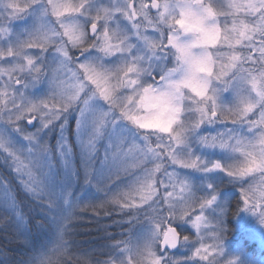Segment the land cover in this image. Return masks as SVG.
<instances>
[{"label": "snow or ice", "instance_id": "6c2138e0", "mask_svg": "<svg viewBox=\"0 0 264 264\" xmlns=\"http://www.w3.org/2000/svg\"><path fill=\"white\" fill-rule=\"evenodd\" d=\"M122 2L123 6L118 5L116 0H109L107 4L104 0H0V40L11 34L16 22L29 16L33 18V27L26 38L15 47L0 50V62L3 65L11 63V66H0V78L7 77L3 81L4 87L0 89V123L25 142L21 148L9 147L0 140V153H3L0 164L5 167V172L0 173V229H4L0 234L8 241L4 247L23 242L17 233L20 229L31 227L29 219L34 209L49 220L58 222L51 246L47 251L33 253L28 264H89L87 260L69 259L72 256L69 248L73 229L68 225L78 219L75 210L80 206L77 202L80 193L74 198L73 188L79 185L81 190L91 187L99 192L102 184H107L114 177L118 179L123 159L128 154L126 149H137L139 141H143V144L137 150L144 155L145 160L150 156L155 164L152 170L146 169V173L159 172L164 166L165 157L175 168L201 170L198 165L205 164L199 158H192L190 163L182 160L177 150L185 141L172 132L166 134L171 137L170 144H157L153 148L143 135L148 131L130 119L128 105L136 93L152 87L149 81L157 78L164 80L166 74L175 69V65L169 67V55H174L183 45L169 42L175 40L174 29L164 33L148 19L152 13H157L163 21L164 12L158 10L161 7L166 9V5H162L161 0ZM249 2L253 5L249 11L254 19L249 23L241 21L240 25L233 23L234 29L243 30L242 39L249 41L246 45L249 51L242 63L252 67L241 69L247 73L245 84L249 95L230 107L220 105L217 97L208 98L212 99L211 110L204 114L203 119L193 122L191 127L194 134L203 124L217 121L246 126L250 137L228 136V139L236 138L233 150L244 157V163L239 168L222 167L219 162H213L202 169L205 172L222 171L231 178L230 182L236 184L254 174L264 173V158L260 156L264 152V87H261L264 82V0ZM194 3L197 0H188L180 13L200 19L191 6ZM198 3L209 9L212 16L218 14L205 5V0H198ZM149 8L151 12L147 11ZM78 17H82L85 22H76ZM141 17L148 20L151 31L160 32L158 39L145 34L149 31L147 25L144 32L140 31L141 25L136 21ZM45 18L50 19L45 22ZM121 19L130 26L129 32L120 29ZM170 21L176 22V17H170ZM30 49H39V55L34 57L28 54ZM49 50L53 53L55 64L44 66L41 63L39 65L43 67L38 66L36 60H42L43 54ZM89 53L95 55H87ZM145 53H159L158 57H154L159 63H153L147 70V79L141 80L138 78L142 71L140 62ZM188 54L191 55L190 52ZM112 57H118L119 62L114 66H106L103 61ZM240 62V54L233 53L225 65L228 71L223 75L227 77L236 63ZM44 68L48 69L47 75L43 73ZM44 79H47L51 89V95L46 99L31 102L25 100L22 93L14 94L20 88ZM229 88L226 83L223 91ZM95 100L102 101L106 110L91 113L89 105ZM70 112L76 113L75 126L71 132L68 130L67 117ZM121 122H126L136 130L133 136L137 139L122 135L123 129L117 127ZM29 126L32 131H28ZM53 133L55 140L50 143ZM199 143L208 148L225 149L227 146V141L217 143L216 136L200 137ZM173 174L175 172L169 173ZM186 185L187 182L182 181L173 187L184 191ZM205 187L209 190L208 195L186 203L179 213L180 222L189 224L198 239L201 228L208 226L204 223V211L216 202V189L211 184ZM139 194V204L122 203L119 198H114L112 203L122 209L138 208L145 204L150 206L153 198L159 194L155 181L141 184ZM171 195L168 193V196ZM240 197L244 209L251 205L255 213L264 211V204L259 201L252 204L247 188L241 189ZM168 207L173 206L169 204ZM58 209L63 210L62 214H58ZM176 215L170 212L169 218ZM260 222L264 224V216H261ZM34 223L38 227H45L43 220H35ZM156 228L159 231L160 225L157 224ZM167 228L170 232L166 230L165 236L158 241L159 249H174L189 239L182 236L173 224ZM114 247L125 253L122 264H133L132 256L127 254L125 241H115ZM208 253V247L200 245L193 256L203 261L208 260ZM9 255L0 251V259L5 264H8ZM148 255L154 257L152 264H165L154 252L150 251ZM108 264H114L111 257ZM175 264L180 262L176 261ZM208 264L215 262L209 260ZM227 264L234 262L228 261Z\"/></svg>", "mask_w": 264, "mask_h": 264}, {"label": "rangeland", "instance_id": "374dc122", "mask_svg": "<svg viewBox=\"0 0 264 264\" xmlns=\"http://www.w3.org/2000/svg\"><path fill=\"white\" fill-rule=\"evenodd\" d=\"M142 0H138V3ZM188 0H161L162 5H166V9L161 7L158 11L164 12L163 21H161L160 16L157 13H153L148 19L151 20L152 25H155L156 29L168 33L173 31L174 41L179 45H186L191 42L188 38L191 34H186L183 30H179L175 27V22L170 21V17H178L180 10L185 6ZM104 3H109V0H104ZM116 3L123 6L122 0H116ZM205 5L210 9L215 10L218 13L212 16V22L220 31V44L208 52L207 49H202L197 52L193 49H188V53L191 55H204L206 52L211 56L213 60L214 68L216 69L213 74L206 77L207 87L205 90V95L199 100H195L190 95L186 93H181V99L179 103L181 105L182 111L178 116V123L175 125L173 134L179 136L185 141L177 150V155L184 160L186 163H190L192 158H199L204 161L205 164L200 163L198 167L201 170L185 169V168H175L166 157L163 160L164 166L160 168L159 172L146 173L147 170H152L155 164L152 162V158L149 156L145 160L144 155L137 149L143 144V141H139L140 144L137 145V149H132L126 151L127 156L124 157L122 166L120 167L119 178H113L107 184L101 185V190L99 192L91 187H85L81 190L80 186L77 185L73 188V197L76 198L77 193L80 195L77 198V202L80 204L76 208V213L82 208H101L105 204L110 207H114L118 213L126 212L130 214V221L128 228H126L122 233V241L127 243L128 255L132 256L133 264H145V260L148 257V253L154 252L165 264H175L179 261L180 264H208L209 260L214 261L215 264H227L228 261H233L234 264H264V224L260 222L261 216L258 213H253L250 209H244L243 202L240 197V192L242 188H247L251 184L264 183V173L254 174L250 177L245 178L240 184L230 182V177H228L224 172L215 170L212 172H205L202 169L213 162H219L222 167L239 168L244 163V157L233 150L236 138L228 139L229 135L232 136H251V133L247 132L246 126L243 125H232L229 123L211 122L203 124L196 132L193 134L191 132V127L193 122L197 119H203L204 114L211 110L212 99L216 98L218 103L225 107H230L235 103H239L240 100L246 99L249 95L247 85L245 80L247 79V73L242 71V68H250L251 65L243 64V58L247 56L249 49L246 45L249 43L247 40L241 39L240 44L237 45L232 37L231 29L233 28V23L240 25L241 20L245 23H249L252 19L251 16H246L243 13H235L233 15H219V13H224L226 8V0H205ZM196 13H201L203 8L193 7ZM31 11V10H30ZM139 11V9H138ZM147 11L151 12V8ZM32 16L27 17L25 20L18 21L12 26L11 34L4 39L0 40V50L6 49L8 47H15L18 43L26 38L28 31L32 29ZM50 18H45V22ZM76 22L84 23L82 17H78ZM141 25L140 31L144 32L145 26L147 25L149 31L146 35L159 38L160 32L151 31V25L148 24V20L141 17L136 21ZM171 23V28L169 24ZM207 24V21H205ZM211 26V25H209ZM119 27L122 31L129 32L130 26L124 20L119 21ZM239 31V28H237ZM237 31V36H238ZM119 36V34H117ZM233 53H239L241 56V62L236 63L235 67L231 69L230 74L225 77L223 73L228 71L224 68L223 71L220 68L229 63V57ZM28 54L35 56L39 55V49H30ZM87 55H95V53H89ZM180 51H175L174 55H169L168 64L169 67L175 65V69L166 74L164 80L157 78L155 81H149L152 84L153 89H160L168 83L178 82L183 78L186 70L187 64L181 62L180 59H175V57H180ZM159 53L154 55H149L145 53L144 58L140 62V67L142 71L140 72L138 78L141 80L147 79V70L150 69L153 63H159V60L154 57H158ZM83 59V58H82ZM118 57L107 58L103 61L106 66H114L118 63ZM36 63L38 66L43 63L44 66L49 64H55L53 59V53L51 50L43 54L42 60L37 59ZM0 66H11L9 62L3 65L0 62ZM43 73L48 74V69L44 68ZM28 75L27 73L25 74ZM7 77L0 78V89L4 87L3 81H6ZM28 81L26 80V84ZM226 83L230 86L228 90L223 91ZM23 94L25 100L31 102H38L40 100L46 99L51 95V89L49 87L47 79L40 81L34 85L29 84L26 87L20 88L18 92L14 94ZM91 113H99L106 110V105L102 101L95 100L90 102L89 105ZM203 109V111H201ZM255 114H253L254 118ZM68 117V130L71 132L72 128L75 126L76 113L70 112L67 114ZM23 123V122H21ZM59 123V122H57ZM119 129H123L122 135H125L131 139H137L133 136L135 129L127 124L126 122H121L118 126ZM32 127H28V131H32ZM86 130V129H85ZM107 135V131H106ZM147 137L149 143L155 148V145H168L171 143V137L166 134H160L156 132L144 133ZM223 135V136H221ZM205 136H216L217 143H223L227 141V146L225 149L220 148H208L201 146L199 143L200 137ZM0 140L7 143V146H18L23 147L24 141L12 132L10 128H7L3 123H0ZM55 133L49 139L50 143H54ZM190 149V152H189ZM3 156V153H0ZM143 161V162H142ZM5 172V167L0 164V173ZM169 175V173H173ZM155 181V187L157 188L159 194L156 195L151 201L150 206L142 205L138 208H120L118 204L112 203L114 198L121 199V202H131L133 204H139L140 194L139 188L141 184L146 185L148 182ZM182 181H186L187 185L184 191H181L179 187H173V185H179ZM211 184L216 189V202L210 208L205 209L204 215L206 219L204 223L208 225L207 227H202L200 230V238H197V234L194 229H191L189 224L180 222L179 213L182 206L186 203L191 202L193 199L206 196L209 190L205 185ZM60 187V185H57ZM167 186V187H166ZM109 188V191H106ZM168 193H172L168 196ZM125 196L127 199L125 200ZM167 196V203L165 202V197ZM237 198L238 209L233 218L235 222L232 230L235 231V237L240 238V241H235V248H232L229 241L226 239L227 228H225V219L229 210V204L232 199ZM173 207L169 208L168 205ZM112 205V206H111ZM39 207V206H37ZM34 211L37 213L39 211ZM199 209L197 208V212ZM63 210L58 209V214H62ZM170 212H175L177 215L170 219L169 224H173L183 236L189 237L187 241L180 243L178 252L174 255L170 254H160L158 241L163 237L166 228V219L169 217ZM75 213V215H76ZM39 218L45 222V227H48L46 223L53 227L51 230V236L53 235L49 244L54 241L56 228L58 227V222L49 220L47 217L43 216L39 212ZM42 215V216H41ZM39 219V220H41ZM159 224L160 228L157 231L156 225ZM69 226V225H68ZM40 229V228H39ZM46 230V229H44ZM41 232V231H37ZM233 235V237H234ZM250 245V247L257 248V257L252 253L243 249V243ZM200 245H205L209 249L208 260H200L199 257H194L193 253L197 247ZM113 248L114 244H113ZM262 255V256H260ZM125 253L114 249L113 257L114 264H122L124 261ZM103 264H108L104 262Z\"/></svg>", "mask_w": 264, "mask_h": 264}, {"label": "clouds", "instance_id": "9594fccd", "mask_svg": "<svg viewBox=\"0 0 264 264\" xmlns=\"http://www.w3.org/2000/svg\"><path fill=\"white\" fill-rule=\"evenodd\" d=\"M192 7L203 8L199 13L200 19L192 16L182 15L181 13L176 18L175 27L183 30L186 34H191L188 38L190 43L183 45L180 48V59H183L187 64V70L182 79L178 82L168 83L160 89L144 88L142 91L136 93L131 103L128 105L130 109V119L144 130L148 132H156L160 134H168L174 130L178 123V116L182 111L179 100L180 94L186 93L199 100L205 95L207 87L206 77H209L216 70L213 65V60L208 54L212 49L220 44V31L212 22L211 11L203 5L194 3ZM253 5L249 0H226V8L224 15H233L235 13H243L246 16H251L249 9ZM207 21V24L205 23ZM243 21V20H241ZM211 25V26H209ZM237 29L232 28V37L235 43H240L244 37V32L239 29L237 36ZM188 49L196 50L207 49L204 55H189ZM225 65L220 68L223 71ZM264 87V82L261 83ZM264 158V152L260 153ZM254 166V162H253ZM247 192L252 204L255 205L257 201L264 204V183L251 184L247 187ZM253 213L255 208L249 206ZM264 216V211L260 213ZM154 257L149 256L145 260V264H152Z\"/></svg>", "mask_w": 264, "mask_h": 264}, {"label": "trees", "instance_id": "16d2710c", "mask_svg": "<svg viewBox=\"0 0 264 264\" xmlns=\"http://www.w3.org/2000/svg\"><path fill=\"white\" fill-rule=\"evenodd\" d=\"M238 203L237 198L231 200L225 219V228H227L226 239L232 248L236 247L235 241H240V238L235 237V231L232 230L235 224L233 218L237 212ZM38 214L39 212L36 213L33 210L29 219L31 227L27 230L20 229L17 233L23 242L11 244L5 248L4 245L8 244V241L0 234V251L10 254L8 264H28V260L33 253L47 251L48 247H50L49 241L53 237L50 234L52 233L51 230L53 231V227L48 223L46 225L49 228L36 226L34 221L41 219ZM130 214L129 212L118 213L113 206L110 207L106 204L101 208L95 209L93 207L78 210L76 213L78 219L68 226L73 229L70 233L73 239L70 240L71 246L69 248L72 256L69 259L73 261L87 260L89 264L107 262L109 257H113L114 249L117 250V248H113V244L117 240H122V233L128 228ZM3 231L4 229H0V233ZM181 235L183 236L182 233ZM232 239H235V241H232ZM242 248L253 252L252 254L258 258L256 255L257 248L250 247L245 242ZM0 264H5L4 260L0 259Z\"/></svg>", "mask_w": 264, "mask_h": 264}, {"label": "water", "instance_id": "95a60500", "mask_svg": "<svg viewBox=\"0 0 264 264\" xmlns=\"http://www.w3.org/2000/svg\"><path fill=\"white\" fill-rule=\"evenodd\" d=\"M169 222H170V218L167 216L166 223L168 224ZM176 229H177V228H176ZM166 230H167V232H170V229L166 228ZM166 230H165V232H164V234H163V237H164L165 234H166ZM177 231H178V230H177ZM178 232H179V231H178ZM179 245H180V244H178V246H177L176 248H174V249H164V250H161V249H160V253H161V254H164L165 252H168V253H170V254L175 253V252L178 250Z\"/></svg>", "mask_w": 264, "mask_h": 264}, {"label": "flooded vegetation", "instance_id": "af4514ba", "mask_svg": "<svg viewBox=\"0 0 264 264\" xmlns=\"http://www.w3.org/2000/svg\"><path fill=\"white\" fill-rule=\"evenodd\" d=\"M153 14V13H152Z\"/></svg>", "mask_w": 264, "mask_h": 264}]
</instances>
